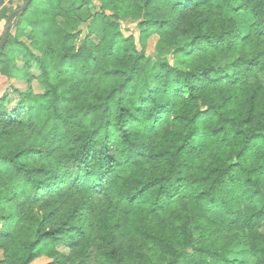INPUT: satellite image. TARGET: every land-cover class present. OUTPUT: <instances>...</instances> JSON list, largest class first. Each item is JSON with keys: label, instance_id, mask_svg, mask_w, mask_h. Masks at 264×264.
<instances>
[{"label": "trees", "instance_id": "16d2710c", "mask_svg": "<svg viewBox=\"0 0 264 264\" xmlns=\"http://www.w3.org/2000/svg\"><path fill=\"white\" fill-rule=\"evenodd\" d=\"M263 72L264 0H32L0 53L43 90L0 95V264H264Z\"/></svg>", "mask_w": 264, "mask_h": 264}, {"label": "rangeland", "instance_id": "374dc122", "mask_svg": "<svg viewBox=\"0 0 264 264\" xmlns=\"http://www.w3.org/2000/svg\"><path fill=\"white\" fill-rule=\"evenodd\" d=\"M9 0H7L8 2ZM5 21H1L0 22V38L3 36V32H4V28H5ZM132 25H127L125 24V28L126 27H131ZM158 41V36L157 35H153L149 40H148V47H147V53H155V47H156V43ZM18 64L20 66L24 65V59L22 57L18 58ZM33 73L34 75H38L39 71H37L36 69H33ZM261 77L264 80V72L261 75ZM13 87L19 88L21 90H26L28 89V87H31L36 93H40L42 92V88L40 87V85L38 84V82L36 80L32 81L31 84H28L27 81L22 80V79H13V80H8L6 77L0 75V95L5 94L7 91H9L10 89H12ZM264 233V223L262 226V230ZM60 251H67V249L64 246H60L59 247ZM3 259V254L2 252L0 253V261ZM50 260L46 257H42L38 260H36L33 264H46L47 262H49Z\"/></svg>", "mask_w": 264, "mask_h": 264}, {"label": "water", "instance_id": "95a60500", "mask_svg": "<svg viewBox=\"0 0 264 264\" xmlns=\"http://www.w3.org/2000/svg\"><path fill=\"white\" fill-rule=\"evenodd\" d=\"M32 0H27L24 5L19 8L18 10L14 11L13 13H11L6 21V24H5V28H4V32H3V36L0 40V53H1V50L2 48L4 47L5 43H6V40L9 36V33H10V30H11V27H12V24L14 22V20L21 14H23L25 12V10L28 8L30 2Z\"/></svg>", "mask_w": 264, "mask_h": 264}]
</instances>
